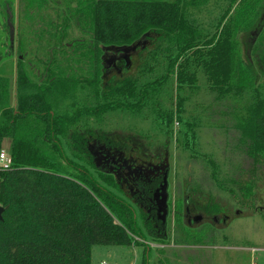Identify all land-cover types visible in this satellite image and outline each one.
I'll return each mask as SVG.
<instances>
[{
    "label": "trees",
    "instance_id": "16d2710c",
    "mask_svg": "<svg viewBox=\"0 0 264 264\" xmlns=\"http://www.w3.org/2000/svg\"><path fill=\"white\" fill-rule=\"evenodd\" d=\"M69 1L85 12L91 52L100 46L129 47L154 35L153 47L143 50L134 74L103 84L94 81L89 89L81 85V92L65 105L52 95L57 87L67 88L65 81H40L34 91L17 62L16 98L9 107L7 80L0 77V151L7 139L11 159L8 169H0V264H92L95 245L142 247L147 264L146 243L161 246L156 251L164 258L157 264H174L164 246L199 243L206 229L182 225L186 210L179 203L168 206L163 218L158 201L163 189L168 190L167 170L135 165L125 157L132 137H117L111 122L119 117L130 123L151 119L171 137L176 121L188 148L194 123L184 120V105L201 76L217 99L239 98L242 106L236 110L247 114L233 126L253 172L247 181H234L236 192L229 191L242 206L249 196L255 199L261 175L254 176L264 169V82L256 83L243 60L238 36L259 19L264 0H228L210 28L182 13L183 0ZM252 51L264 79V27ZM53 61L52 67L58 65ZM68 87L77 90L74 82ZM108 154L125 157L132 172L118 173L115 164L108 167ZM184 202L195 213L216 212L189 195Z\"/></svg>",
    "mask_w": 264,
    "mask_h": 264
},
{
    "label": "rangeland",
    "instance_id": "374dc122",
    "mask_svg": "<svg viewBox=\"0 0 264 264\" xmlns=\"http://www.w3.org/2000/svg\"><path fill=\"white\" fill-rule=\"evenodd\" d=\"M182 2L180 7L184 15L210 28L228 0H206L201 4L198 0ZM75 7L76 2L69 0H0V77L7 80L9 107L14 106L16 98L17 62L34 91L40 81L48 84L60 78L65 81L67 88L57 87L52 92L55 99L65 105L70 101L67 98L81 92V85L89 89V83L94 81L103 84L110 78L134 74L141 64L144 49L153 47L154 35L129 47L100 46L96 54L91 52L93 48H90L87 34L89 22L85 20V12L76 11ZM6 25L9 32L5 31ZM263 27L264 8L259 19L238 36L241 56L257 84L263 83L264 79L258 72L252 48ZM61 57L64 60L61 61ZM53 60L58 63L55 67L51 65ZM73 82L77 90L68 87ZM196 85L197 90L184 105V120L194 123V132H189L194 139H189L188 148L178 134L182 127L176 121L171 137L160 132L151 119L130 123L119 117L111 122L115 125L112 131L117 137H132L129 143L132 148L125 157H130L135 165L162 164L167 167L166 204L169 209L178 203L184 209L186 194L201 205L208 204L214 206L211 209H216L212 214L200 213L203 221L189 227L194 231L204 228V234L212 233V237L201 235L199 243L188 246L172 243L164 246L168 251L166 258L174 264H264V169L257 170L254 176L261 175V179L255 183V199L249 196L246 206L236 203L229 191L236 192L234 181H247L253 172L252 162L233 126L236 118H245L247 114L236 110L242 106L239 98L217 99L207 90L201 76ZM182 131L186 132L185 128ZM8 146L9 141L4 139L1 150L7 152ZM143 146L150 149V153L141 152ZM154 151L158 152L157 156ZM209 161L214 163L213 168ZM212 172L216 173L215 178ZM167 221L172 234L171 215ZM182 225H186L184 217ZM146 247L149 249L146 250L147 264H157L164 258L156 251L161 246L146 243ZM142 251L139 246L95 245L91 249V262L143 264Z\"/></svg>",
    "mask_w": 264,
    "mask_h": 264
},
{
    "label": "flooded vegetation",
    "instance_id": "af4514ba",
    "mask_svg": "<svg viewBox=\"0 0 264 264\" xmlns=\"http://www.w3.org/2000/svg\"><path fill=\"white\" fill-rule=\"evenodd\" d=\"M9 28L7 27V25H6V29H5V31H8L9 32V30H8ZM118 159H117V158ZM122 158H123V156H122ZM121 158V156H116V155H113V156H111L110 154H108V159H107V161H106V163L108 164V165H110V166H108V167H111L112 165H116L117 167H118V173H120L121 172V170L122 169H126L127 171H129L130 173L132 172V171H130V168L127 166V162H126V160L123 158L122 159ZM158 166L160 167L159 169L161 170V172H163L164 170L166 171H168V169H167V167L165 168V167H163V165L161 164H158ZM188 194H186L185 195V197H184V199L186 198V196H187ZM190 197H191V195H189ZM161 199V198H160ZM160 199H159V201H158V199H157V201H158V204L160 203ZM183 202H184V200H183ZM184 204H185V202H184ZM184 208H185V212L186 213H184V215H183V217L185 218V220H186V226H188V227H190V226H193V225H196L197 223H199V222H202L203 221V218L202 217H200L199 216V214L200 213H202V212H199V213H195L194 211H191V210H189L187 207H185V205H184ZM223 222H224V220H223Z\"/></svg>",
    "mask_w": 264,
    "mask_h": 264
},
{
    "label": "water",
    "instance_id": "95a60500",
    "mask_svg": "<svg viewBox=\"0 0 264 264\" xmlns=\"http://www.w3.org/2000/svg\"><path fill=\"white\" fill-rule=\"evenodd\" d=\"M167 186V184H166ZM159 211L162 212V216L165 219V216L167 215V204H166V187L163 189L161 193V199L159 203ZM2 214H3V208L0 206V222L2 221Z\"/></svg>",
    "mask_w": 264,
    "mask_h": 264
},
{
    "label": "built area",
    "instance_id": "2783aa9c",
    "mask_svg": "<svg viewBox=\"0 0 264 264\" xmlns=\"http://www.w3.org/2000/svg\"><path fill=\"white\" fill-rule=\"evenodd\" d=\"M11 165V159L8 156L7 152L4 150L0 151V169H8Z\"/></svg>",
    "mask_w": 264,
    "mask_h": 264
}]
</instances>
